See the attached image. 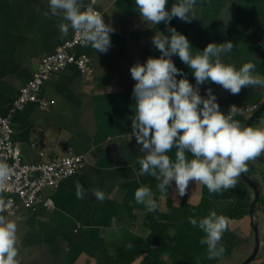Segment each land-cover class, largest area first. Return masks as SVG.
I'll return each mask as SVG.
<instances>
[{
	"label": "crops",
	"instance_id": "1",
	"mask_svg": "<svg viewBox=\"0 0 264 264\" xmlns=\"http://www.w3.org/2000/svg\"><path fill=\"white\" fill-rule=\"evenodd\" d=\"M88 2L83 0L84 5ZM174 3L176 0H168L166 8L170 10ZM93 6L101 13L108 11L104 22L115 29L110 33L107 53H95L90 45L75 48V54L88 57L87 72L66 66L41 85L39 95L48 101L46 108L27 104L9 116L12 139L24 163L46 162L68 150L83 158V166L75 174L61 180L54 190L42 191L50 206L25 208L14 198L12 213H0L17 225L18 264H116L108 245L124 241L126 231L138 233L143 224L145 212L134 203L136 189L148 186L152 190L158 212L181 200L195 205L208 190L190 181L185 195L180 196L173 181L167 192H161L159 182L142 173L137 163L144 153L131 134L136 81L130 67L145 63L149 57H160L152 37L159 31L168 35L167 26L163 22L145 23L135 0H96ZM194 15L191 22L179 18L170 21V26L188 39L193 55L209 43L231 41L234 46L221 57L222 62L237 69L252 62L256 65L254 74L264 77V0H197ZM61 22L62 16L51 15L48 0H0L1 116L9 115L13 100L40 58L71 38V28L61 37ZM171 59L195 87L190 68L178 55ZM209 88L225 115L233 106L235 114L264 100V87L259 85L242 87L234 95L207 81L199 86V94L206 98ZM252 113L246 111L244 116ZM40 141L44 146H30ZM175 151L173 148L168 153L173 160ZM186 155L191 159L190 153ZM252 161L255 159L247 167L254 174ZM76 182L85 190L83 199L76 197ZM96 190L105 193L103 201L96 199ZM0 200L4 202L3 194ZM143 262L153 264L148 257Z\"/></svg>",
	"mask_w": 264,
	"mask_h": 264
},
{
	"label": "clouds",
	"instance_id": "2",
	"mask_svg": "<svg viewBox=\"0 0 264 264\" xmlns=\"http://www.w3.org/2000/svg\"><path fill=\"white\" fill-rule=\"evenodd\" d=\"M168 0H135L136 10L149 25L167 26L168 35L156 32L152 44L161 53L159 58L149 57L143 64L137 62L130 67L131 77L136 83L132 97L135 100L131 117V134L135 137L140 152V171L153 177L159 183L157 188L167 192L175 181L180 196L185 195L190 181L206 186L209 193L235 188L237 178L248 171L247 163L264 153V127H245L229 114L220 111L212 90L207 97L199 94V86L207 81L222 86L231 94H239L242 87H264V77L254 74L256 65L244 63L239 69L222 62L221 57L231 52L233 43H209L203 51L193 55L185 35L170 26L173 18L191 22L197 0H176L167 9ZM96 0L84 5L83 0H48L52 16L61 17V37L69 29L79 34L84 46H91L95 53H107L111 47L110 33L115 29L104 22V15L93 8ZM47 14V13H46ZM178 55L194 74L196 86L184 77V73L173 63L171 57ZM181 79H177V76ZM175 148V159L168 153ZM186 153L191 154V159ZM11 175L7 163L0 162V191H3ZM85 190L76 182V197L83 199ZM98 201L105 199V193L96 190ZM136 203L142 204L148 212H155L158 204L152 190L141 186L135 190ZM4 202L0 200V213ZM194 227L205 235L200 243L207 246L209 259L224 255L220 244L228 228L227 218L211 211L200 219L189 218ZM17 225L8 216L0 214V264H18Z\"/></svg>",
	"mask_w": 264,
	"mask_h": 264
},
{
	"label": "trees",
	"instance_id": "3",
	"mask_svg": "<svg viewBox=\"0 0 264 264\" xmlns=\"http://www.w3.org/2000/svg\"><path fill=\"white\" fill-rule=\"evenodd\" d=\"M263 101L256 102L253 112ZM263 112L264 110L252 120L248 127L261 118ZM248 118L249 116L244 114H233V119L239 121L242 126ZM257 160L264 163V157L262 160L259 158ZM245 175L249 177L247 172ZM249 202L247 186L240 176L237 178L235 188L217 193H209L207 190L206 193L201 194L195 205L181 200L176 205L169 203L164 212H158V210L148 212L142 204L134 201L137 208L145 212L141 230L138 233L126 231L124 241L110 243L108 247H110L111 257L116 264H147L143 262L146 257L153 264H216L221 258L229 256L237 247L251 242L253 244L252 230L246 222ZM213 210L218 215L226 217L228 221V228L220 241L225 252L217 259L208 258L207 246L200 243L205 234L189 222V218L199 222ZM259 211L260 207L257 212ZM259 219L261 221V218ZM242 222L247 223L246 230L236 228L235 225ZM260 239L264 241V236ZM260 249L248 264H264L261 261L264 251L260 253Z\"/></svg>",
	"mask_w": 264,
	"mask_h": 264
},
{
	"label": "built area",
	"instance_id": "4",
	"mask_svg": "<svg viewBox=\"0 0 264 264\" xmlns=\"http://www.w3.org/2000/svg\"><path fill=\"white\" fill-rule=\"evenodd\" d=\"M90 3V0L87 4ZM94 8V6H93ZM94 10L98 11L94 8ZM83 46L79 34L72 32L69 40L58 46L54 52L40 58L31 78L20 88L18 96L13 100L9 115H0V162L7 163L11 175L7 185L0 194L5 196L3 210L12 213L14 198L25 208L37 205L50 206V200L42 197L43 190H54L58 183L75 174L83 166V158L70 150L59 158L36 164L24 163L19 149L12 139V128L9 116L21 111L27 104H33L39 109L48 106V101L39 95L42 83L50 76L58 73L68 65H73L80 73L88 70L89 59L84 54H75L74 49ZM254 107L237 110L235 114L253 111ZM44 146V142H33L31 147Z\"/></svg>",
	"mask_w": 264,
	"mask_h": 264
},
{
	"label": "rangeland",
	"instance_id": "5",
	"mask_svg": "<svg viewBox=\"0 0 264 264\" xmlns=\"http://www.w3.org/2000/svg\"><path fill=\"white\" fill-rule=\"evenodd\" d=\"M253 128H257V127H264V112L262 114V117L259 118L253 125ZM261 155H264V153H262ZM259 156L257 158L259 159H263L264 156ZM257 158L255 159V161H252L256 167V173H250L249 168L247 171L248 174V178L253 182V184L256 186L257 188V193L259 196V207H260V213L257 212L256 213V221H257V225H258V234L259 236L262 238L264 236V163L263 162H258ZM261 218V221L260 219ZM247 222V221H246ZM246 222H242V223H237L235 226L236 228H240L242 230H246ZM264 245V241L261 240V246ZM252 249V242L248 243L247 245H242L237 247L236 249H234L231 254L227 257L221 258L216 264H239L240 262H242L251 252ZM264 251V246L263 248L260 249V253H262ZM264 255V252H263ZM259 256V255H258ZM264 262V257L261 260Z\"/></svg>",
	"mask_w": 264,
	"mask_h": 264
},
{
	"label": "water",
	"instance_id": "6",
	"mask_svg": "<svg viewBox=\"0 0 264 264\" xmlns=\"http://www.w3.org/2000/svg\"><path fill=\"white\" fill-rule=\"evenodd\" d=\"M264 110V102L249 116L247 121L245 122L244 126L248 127L249 124L252 122L254 118H256L259 113H261ZM241 179L247 186L249 196H250V202L248 205V212H247V222L249 227L252 230V235H253V244H252V249L249 255L239 264H248L250 263L254 257L257 255L260 245H261V239L258 234V225L256 221V213L259 209V198H258V193H257V188L253 184V182L245 175V173H242L240 175Z\"/></svg>",
	"mask_w": 264,
	"mask_h": 264
}]
</instances>
